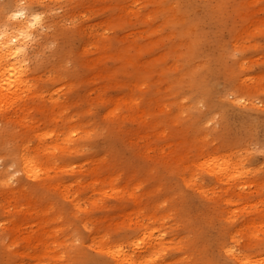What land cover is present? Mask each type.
I'll list each match as a JSON object with an SVG mask.
<instances>
[{
    "label": "rangeland",
    "instance_id": "374dc122",
    "mask_svg": "<svg viewBox=\"0 0 264 264\" xmlns=\"http://www.w3.org/2000/svg\"><path fill=\"white\" fill-rule=\"evenodd\" d=\"M21 1L43 18L33 94L0 100V264H106L145 228L148 264H264V0ZM231 151L242 178L202 165Z\"/></svg>",
    "mask_w": 264,
    "mask_h": 264
},
{
    "label": "bare ground",
    "instance_id": "6f19581e",
    "mask_svg": "<svg viewBox=\"0 0 264 264\" xmlns=\"http://www.w3.org/2000/svg\"><path fill=\"white\" fill-rule=\"evenodd\" d=\"M42 18L33 7L25 5L21 0H10L0 7V100H9L11 94H16V97H18L20 89L24 88H26L27 92L23 94V98L30 97L33 94L32 90L36 86L31 82V79L33 80L34 78L28 65L29 50L30 42L33 40L35 33L33 27L39 24ZM218 91L216 90V92ZM236 102L237 100L231 103L235 104ZM46 149L48 148L44 150ZM228 155H233L232 159L209 155L211 159L202 165H207L210 172L218 180L230 182L231 180L242 178V165H244L242 154L239 151H231ZM26 156L27 154L25 153L21 154V168L28 177L37 175L39 167L34 163L35 157L32 156L33 159L31 156ZM219 158L222 160L220 161ZM8 181L9 178L7 177L2 180L5 184ZM154 233V230L145 228L144 235L149 234L150 238L143 240L144 246L139 250L138 239L133 238L128 240V242L124 240L117 244L103 246L102 249L106 251L105 253L110 255L106 264H148L153 256H157V250L162 247L164 242L162 233L157 237L154 236ZM235 253V250H232L230 246H222L221 254L227 255L231 260L228 264H254L243 262L242 258ZM69 261H72V259ZM87 262L88 264H100L94 258L87 260ZM210 262L212 264H224L217 259H210Z\"/></svg>",
    "mask_w": 264,
    "mask_h": 264
}]
</instances>
